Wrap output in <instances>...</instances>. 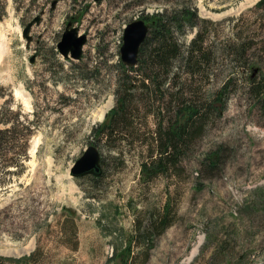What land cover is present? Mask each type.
<instances>
[{
  "label": "rangeland",
  "instance_id": "obj_1",
  "mask_svg": "<svg viewBox=\"0 0 264 264\" xmlns=\"http://www.w3.org/2000/svg\"><path fill=\"white\" fill-rule=\"evenodd\" d=\"M257 1L0 0V86L40 123L24 173L0 185V264H117L130 238L129 264L144 255V264H264V110L250 86L264 76V0ZM181 7L196 20L173 37L185 50L200 34L203 66L189 77L174 59L159 78L163 94L141 88L138 70L151 74L149 63L123 80L125 25ZM36 17L27 43L22 30ZM68 23L86 35L78 61L57 50ZM227 82L222 114L206 109L202 135L173 170L144 181L141 163L156 156L158 123L175 116L178 100L205 107ZM120 97L123 133L97 142L92 129ZM89 145L100 152L101 177L74 178ZM213 150L219 164L204 166ZM162 217L168 226L159 233Z\"/></svg>",
  "mask_w": 264,
  "mask_h": 264
},
{
  "label": "trees",
  "instance_id": "obj_2",
  "mask_svg": "<svg viewBox=\"0 0 264 264\" xmlns=\"http://www.w3.org/2000/svg\"><path fill=\"white\" fill-rule=\"evenodd\" d=\"M260 3L259 5H261ZM196 20V13L190 8L181 7L179 10L168 14H156L150 20L145 21L149 25L147 36L140 46L137 64L134 67H123V80L131 79L129 71L134 70L139 64H150L149 70L151 74L140 71L141 88L145 89L149 94L162 93V87L165 80L159 78L170 72V65L174 59L180 61V64L187 69L188 76L195 74L194 68L202 67L205 54L198 45L202 44V36L198 34L185 48L177 44V40L173 37L174 31H181L184 25L193 26ZM149 50V53L146 52ZM256 69L252 71L255 72ZM257 73L254 74V77ZM253 77V78H254ZM228 82L215 93L213 99L207 102V105L199 106L195 101L185 100L180 104L177 101V111L175 116L168 119L163 124V120L158 123L154 136V148L156 156L152 160L141 163V175L144 181L154 178L162 174H168L173 170L179 161L182 152L185 151L194 137H200L203 131V121L206 109H213L217 116H220L225 107L226 96L224 95ZM250 86H255V94L257 105L264 110V76L256 82L253 81ZM1 99H3L1 101ZM125 98H118L116 106L110 111L106 117L107 121L100 123L92 129L91 136L100 142L114 140L113 137L123 133L119 128L120 117L127 112ZM160 112V108H158ZM33 116V117H32ZM32 113L31 117L25 113L20 104L16 103L8 88L0 86V185L5 186L12 177L21 176L25 171L24 163L28 160V147L31 137L38 130L40 123ZM95 144V143H94ZM149 157H152V152ZM219 151H209L203 158L202 164L214 167L219 164ZM103 163L101 160L100 164ZM14 168V169H13ZM102 173V172H101ZM92 176L91 179L101 177ZM86 177V176H85ZM166 219V216H165ZM163 217L159 233L163 232L168 226ZM128 244L123 251L116 256L120 261L117 264H129L131 260V245L133 238L128 240ZM148 255H144L141 264H144Z\"/></svg>",
  "mask_w": 264,
  "mask_h": 264
},
{
  "label": "water",
  "instance_id": "obj_3",
  "mask_svg": "<svg viewBox=\"0 0 264 264\" xmlns=\"http://www.w3.org/2000/svg\"><path fill=\"white\" fill-rule=\"evenodd\" d=\"M98 2L99 0H94ZM263 0H258L257 4L262 3ZM40 18L36 17L29 22L22 30V38L27 43L31 41L29 36L30 29L33 25H37ZM149 30V25L142 19L133 20L125 25L122 34V44L119 50L120 61L125 67L131 68L137 64V58L140 46L144 42ZM86 43V35L78 34V30L68 23L65 26L64 32L60 41L57 44L58 53L64 59L80 60L82 57V47ZM33 63V58L30 60ZM101 155L98 149L89 145L83 154L75 161L70 175L74 178H82L88 175L98 176L101 173Z\"/></svg>",
  "mask_w": 264,
  "mask_h": 264
},
{
  "label": "bare ground",
  "instance_id": "obj_4",
  "mask_svg": "<svg viewBox=\"0 0 264 264\" xmlns=\"http://www.w3.org/2000/svg\"><path fill=\"white\" fill-rule=\"evenodd\" d=\"M246 5V4H245ZM69 59V58H68ZM104 115V114H103ZM103 115H98L96 118L97 119H102V117H103ZM37 140L38 139H34L33 140V144H32V148H31V154L34 152V150H35V148H36V146H37Z\"/></svg>",
  "mask_w": 264,
  "mask_h": 264
}]
</instances>
